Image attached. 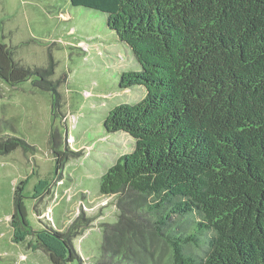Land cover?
<instances>
[{"label":"trees","instance_id":"obj_1","mask_svg":"<svg viewBox=\"0 0 264 264\" xmlns=\"http://www.w3.org/2000/svg\"><path fill=\"white\" fill-rule=\"evenodd\" d=\"M69 1L106 14L140 64L119 85L145 90L103 122L135 140L101 176L137 220L105 238L108 264H264V0ZM33 73L44 81L0 33V78ZM24 142L0 140V154ZM46 237L53 262L75 261L62 231Z\"/></svg>","mask_w":264,"mask_h":264},{"label":"rangeland","instance_id":"obj_2","mask_svg":"<svg viewBox=\"0 0 264 264\" xmlns=\"http://www.w3.org/2000/svg\"><path fill=\"white\" fill-rule=\"evenodd\" d=\"M0 33L18 64L46 71L44 81L0 78V140L25 141L0 154V264H108L105 238L137 220L121 194L100 190L101 176L135 140L103 122L115 105L144 96L141 86L119 85L140 64L105 13L69 0H0ZM53 230L69 239L75 261L50 259L43 241Z\"/></svg>","mask_w":264,"mask_h":264}]
</instances>
